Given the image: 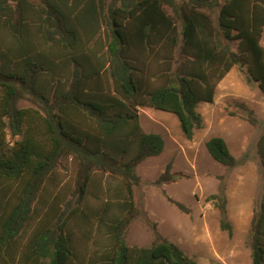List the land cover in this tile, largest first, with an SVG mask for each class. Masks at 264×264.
<instances>
[{
	"label": "trees",
	"instance_id": "trees-1",
	"mask_svg": "<svg viewBox=\"0 0 264 264\" xmlns=\"http://www.w3.org/2000/svg\"><path fill=\"white\" fill-rule=\"evenodd\" d=\"M263 34L264 0H0V264H71L70 224L80 217L86 225L100 222L110 240L90 264H196L155 229L150 246L125 242L137 214L136 168L165 148L160 134L143 130L139 109L175 115L192 139L204 127L199 104L214 103L233 67L246 68L264 93ZM24 99L42 114L38 136L30 127L24 133L32 118L19 107ZM240 108L241 118L259 124L252 110ZM6 129L23 139L10 146ZM206 148L227 168L247 157L235 158L221 137ZM258 152L264 178V132ZM68 161L76 170V201L60 202L57 194L22 245L43 185L57 183L56 171ZM170 171L171 164L158 183L173 180ZM97 173L120 179L114 195L124 217L104 219L110 202L101 212L82 207ZM207 200L232 237L225 189ZM248 245L252 264H264V192Z\"/></svg>",
	"mask_w": 264,
	"mask_h": 264
},
{
	"label": "rangeland",
	"instance_id": "rangeland-1",
	"mask_svg": "<svg viewBox=\"0 0 264 264\" xmlns=\"http://www.w3.org/2000/svg\"><path fill=\"white\" fill-rule=\"evenodd\" d=\"M261 45L264 47V34ZM237 48L238 43H233L232 49L237 51ZM248 77L246 68L233 67L219 83L214 103L199 104L198 112L203 117L204 127L196 131L192 139L184 135L175 115L152 108L139 109L143 130L160 134L165 148L160 156L147 158L136 168L140 179L134 187L137 214L126 230L127 246H150L155 239V229L184 250L196 264H252L248 236L264 192L263 167L258 152V141L264 132V93L259 84ZM241 105L254 112L259 121L257 126L241 118L246 115ZM19 107L30 110L32 116L24 124V133L30 127L38 136L43 125L42 114L27 99L21 100ZM23 137H13L6 129V142L10 146ZM213 137L223 138L238 160L247 157L235 168L217 163L206 148V143ZM169 164L174 179L158 183ZM56 175L57 183L46 182L39 193L32 221L22 236V245L46 220L57 194L61 197L60 202L72 198L76 201L73 197L75 167L69 161L65 162L58 167ZM221 187L225 189L232 237L221 230L220 210L207 200L218 194ZM120 188V179L97 173L82 207L101 212L110 202L113 207L103 215L104 219H120L125 213L119 205L121 200L114 195ZM172 201L184 205L189 213L179 210ZM70 229L75 254L71 264H90L92 258L109 246L108 233L97 220L86 225L80 217L71 222Z\"/></svg>",
	"mask_w": 264,
	"mask_h": 264
}]
</instances>
